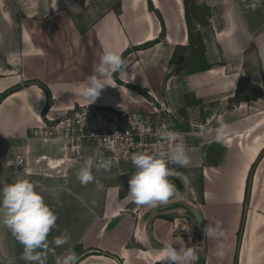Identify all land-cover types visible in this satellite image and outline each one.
Masks as SVG:
<instances>
[{
    "label": "crops",
    "instance_id": "crops-1",
    "mask_svg": "<svg viewBox=\"0 0 264 264\" xmlns=\"http://www.w3.org/2000/svg\"><path fill=\"white\" fill-rule=\"evenodd\" d=\"M197 5L198 0H117L77 16L52 5L49 26L37 33L34 49L23 51V74L10 70L0 77L2 91L21 87L0 102V139L15 140L29 154L35 144V162L57 168L68 165L61 143L28 142V127L46 105L56 116L90 104L80 96V85L94 74L105 48L118 50L128 74H117L120 82L113 75L94 103L150 115L152 122L159 116L179 133L191 160L187 168L168 165L176 171L169 179L177 192L169 204L154 208L126 199L136 171L131 161L110 171L93 168V187L72 174L75 194L64 190L78 196L81 206L85 199L80 212L90 224L58 255L71 248L78 264H165L158 253L172 244L197 248V264H264V25L252 29L245 14L231 12L215 24L213 9ZM27 70L31 78H25ZM166 147L150 154L167 153ZM217 221L224 236L207 239L205 227ZM47 264H55L51 253Z\"/></svg>",
    "mask_w": 264,
    "mask_h": 264
},
{
    "label": "clouds",
    "instance_id": "clouds-1",
    "mask_svg": "<svg viewBox=\"0 0 264 264\" xmlns=\"http://www.w3.org/2000/svg\"><path fill=\"white\" fill-rule=\"evenodd\" d=\"M128 67L118 50L105 48L99 57V65L95 68L94 74L80 85V96L94 103L101 96L102 90L111 85L113 75L128 74L126 71ZM156 134L160 140L170 145L167 153L160 152L155 155L136 153L131 156L136 171L129 180L126 199L138 206L154 208L169 204L174 199L177 188L169 179L176 171L168 165L187 168L191 163L185 144L179 140V133L168 130V125H164ZM219 138L218 132L217 139ZM94 167L97 171L109 170L111 162L101 161L97 165L94 158H87L77 172V179L81 184L87 185L95 180ZM23 173H27L26 168ZM179 177L184 184L188 182L187 176ZM97 188L102 189L103 185L97 182ZM57 220L58 216L54 209L46 203L44 196L30 180L17 179L0 187V226L10 230L23 246L22 259L26 264H47L50 253L55 258V264H78L79 256L71 248L56 255V248L63 247L71 239L67 231L49 241V234L57 227ZM204 231L207 239L224 236L219 221L209 223ZM158 258L165 264H197L199 256L197 248L193 246L177 249L172 244H166L159 251Z\"/></svg>",
    "mask_w": 264,
    "mask_h": 264
},
{
    "label": "rangeland",
    "instance_id": "rangeland-1",
    "mask_svg": "<svg viewBox=\"0 0 264 264\" xmlns=\"http://www.w3.org/2000/svg\"><path fill=\"white\" fill-rule=\"evenodd\" d=\"M102 3V6L98 3ZM117 0H0V77L7 75L10 70H16L19 74H23L22 65H26L27 52L24 54L23 51H29L35 48V41L38 40L37 33H44L45 28L49 26L50 20L47 19V11H51L52 5L58 10L69 9L73 11V16L79 15V13L92 11H101L102 7L109 6L112 2ZM199 5L196 7H207L213 9V16L215 24L218 23L216 20L219 19L221 24L222 17L226 13L231 12L232 14L242 13L248 18L249 25L252 29L258 26L264 25V0H198ZM210 4L207 5V2ZM100 5V6H99ZM204 9L196 8V11L203 13ZM191 12L195 10L190 8ZM216 18V19H215ZM40 19L41 21H36ZM32 28H35L34 32L31 33ZM28 29V30H27ZM28 33L31 37H28ZM36 33V35H35ZM39 34V35H40ZM32 72L27 70L25 78H31ZM24 77V76H23ZM28 82L33 79L27 80ZM12 89V88H11ZM10 89V90H11ZM7 90V91H10ZM5 91L0 88V98ZM11 94V93H10ZM45 112H47L45 110ZM156 119V117H155ZM153 119V126L155 129L160 128V121ZM39 123L37 120L36 124L28 127L27 140L35 143V139L32 138L31 129ZM208 126H204L206 130ZM26 138V137H25ZM48 144V143H47ZM15 140L9 138L0 139V187H3L4 183H12L17 179H28L37 186V190L44 196L46 203H48L56 212L58 216L57 227L52 230L49 234V241L53 237L60 236L62 233L67 231L71 239H78L81 231L85 226L90 224L89 218L80 212V209L86 208L85 199L78 201V196H70L69 192L64 189L76 187L78 182H75V186L70 184V177L80 169L79 164L67 165L61 164L57 168H52L50 165L44 163L35 162V144L29 154L30 164L22 167L16 164V155L18 150L16 148ZM167 150V147L161 149ZM62 154V153H61ZM72 156V153L69 154ZM155 155V154H154ZM62 157L63 154H62ZM170 166V164H169ZM64 167H67V174L64 176L62 171ZM27 169V173L24 174V169ZM113 168L112 164L109 170ZM42 170V173L47 172L50 176L38 175L37 171ZM54 179L55 181H53ZM71 185V186H70ZM89 187L94 186V182L88 184ZM186 188V185H185ZM188 188H186L187 190ZM64 190V193L62 192ZM66 192V193H65ZM70 192H74L70 189ZM76 199V200H75ZM80 203V205H79ZM72 208V212L70 211ZM79 209V212H78ZM186 212V209L183 208ZM66 248V245L60 248H56L57 252H62ZM23 246L14 238L10 230L6 227L0 226V264H26L22 259ZM58 255V254H57ZM49 257V255H48ZM51 259H49L50 262Z\"/></svg>",
    "mask_w": 264,
    "mask_h": 264
},
{
    "label": "built area",
    "instance_id": "built-area-1",
    "mask_svg": "<svg viewBox=\"0 0 264 264\" xmlns=\"http://www.w3.org/2000/svg\"><path fill=\"white\" fill-rule=\"evenodd\" d=\"M160 102L163 104L162 100ZM153 107V113H159L157 106ZM164 108L168 111V107L164 105ZM46 111L44 109L41 112L39 123L31 129L32 138L60 142L64 161L69 166H82L90 157L94 158L97 165L101 161H110L112 166H118L123 161H131L133 154H150L168 144L157 136L158 129L153 126L150 115L116 110L95 103L73 105L56 116L51 114L53 106ZM158 120L161 121L159 116ZM161 122L159 129L165 125V122ZM16 150V164L22 167L28 165L29 153L19 146Z\"/></svg>",
    "mask_w": 264,
    "mask_h": 264
},
{
    "label": "trees",
    "instance_id": "trees-1",
    "mask_svg": "<svg viewBox=\"0 0 264 264\" xmlns=\"http://www.w3.org/2000/svg\"><path fill=\"white\" fill-rule=\"evenodd\" d=\"M149 2H150V4H151V0H149ZM114 78H115L116 81L120 82V80H119L117 74H114ZM129 86H130V85H129ZM130 87L135 88V89H138V88L135 87V86H130ZM20 88H21L20 86H17V87H15V88L11 89L10 91L5 92V94H3L2 97L0 98V102H1V100H2L4 97H6L8 94H10V93H12L13 91L18 90V89H20ZM47 108H48V106L46 105L45 110H46Z\"/></svg>",
    "mask_w": 264,
    "mask_h": 264
},
{
    "label": "water",
    "instance_id": "water-1",
    "mask_svg": "<svg viewBox=\"0 0 264 264\" xmlns=\"http://www.w3.org/2000/svg\"><path fill=\"white\" fill-rule=\"evenodd\" d=\"M198 213H199V211L198 210H196ZM199 215H200V213H199Z\"/></svg>",
    "mask_w": 264,
    "mask_h": 264
},
{
    "label": "bare ground",
    "instance_id": "bare-ground-1",
    "mask_svg": "<svg viewBox=\"0 0 264 264\" xmlns=\"http://www.w3.org/2000/svg\"><path fill=\"white\" fill-rule=\"evenodd\" d=\"M183 207V206H182Z\"/></svg>",
    "mask_w": 264,
    "mask_h": 264
}]
</instances>
